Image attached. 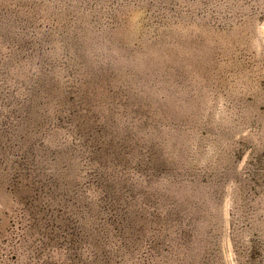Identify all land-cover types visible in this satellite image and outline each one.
<instances>
[{"label": "rangeland", "instance_id": "obj_1", "mask_svg": "<svg viewBox=\"0 0 264 264\" xmlns=\"http://www.w3.org/2000/svg\"><path fill=\"white\" fill-rule=\"evenodd\" d=\"M0 264H264V0H0Z\"/></svg>", "mask_w": 264, "mask_h": 264}]
</instances>
